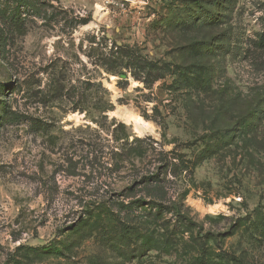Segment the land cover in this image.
Instances as JSON below:
<instances>
[{
	"label": "rangeland",
	"instance_id": "1",
	"mask_svg": "<svg viewBox=\"0 0 264 264\" xmlns=\"http://www.w3.org/2000/svg\"><path fill=\"white\" fill-rule=\"evenodd\" d=\"M263 35L264 0H0V264H264Z\"/></svg>",
	"mask_w": 264,
	"mask_h": 264
},
{
	"label": "bare ground",
	"instance_id": "2",
	"mask_svg": "<svg viewBox=\"0 0 264 264\" xmlns=\"http://www.w3.org/2000/svg\"><path fill=\"white\" fill-rule=\"evenodd\" d=\"M126 119L129 122L131 121L132 123H134L138 135H142L147 130V125L144 123V120L141 117L128 116L126 117Z\"/></svg>",
	"mask_w": 264,
	"mask_h": 264
},
{
	"label": "trees",
	"instance_id": "3",
	"mask_svg": "<svg viewBox=\"0 0 264 264\" xmlns=\"http://www.w3.org/2000/svg\"><path fill=\"white\" fill-rule=\"evenodd\" d=\"M262 44H264V35L262 36ZM200 261L203 262V258H200Z\"/></svg>",
	"mask_w": 264,
	"mask_h": 264
}]
</instances>
